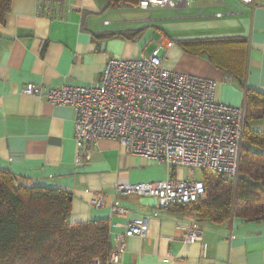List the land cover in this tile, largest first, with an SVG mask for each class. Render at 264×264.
I'll list each match as a JSON object with an SVG mask.
<instances>
[{
	"label": "crops",
	"instance_id": "crops-1",
	"mask_svg": "<svg viewBox=\"0 0 264 264\" xmlns=\"http://www.w3.org/2000/svg\"><path fill=\"white\" fill-rule=\"evenodd\" d=\"M108 2L11 1L0 20V167L71 192L70 220L108 219L112 247L130 219L148 216V235L128 237L116 264H264V219H201L192 206L160 208L154 196L116 192L118 182L156 181L176 171L184 175L185 168L169 171L105 137L93 146L89 161L76 163L74 108L23 92L30 81L45 88L95 82L109 58L149 54L168 38L175 44L166 48L167 67L211 78L218 100L245 104L247 87L264 91V0H191L147 9L129 3L108 7ZM133 9L146 16H130ZM224 36L248 40L244 86L207 54L189 52L178 42ZM254 120L259 123L251 120L253 128L264 129V117ZM95 191L105 194L100 207L91 203ZM115 201L129 209L127 215L112 211ZM194 223L202 239L186 241Z\"/></svg>",
	"mask_w": 264,
	"mask_h": 264
},
{
	"label": "built area",
	"instance_id": "built-area-1",
	"mask_svg": "<svg viewBox=\"0 0 264 264\" xmlns=\"http://www.w3.org/2000/svg\"><path fill=\"white\" fill-rule=\"evenodd\" d=\"M189 1L139 0L135 6L174 8ZM174 44L163 38L149 54L111 57L99 79L86 85L45 88L30 81L23 88L24 93L44 97L54 105L74 108L76 163L89 161L93 146L105 137L117 140L128 152L164 163L169 171L187 169V176L176 171L156 181L116 184V192L154 196L160 208L189 204L206 193L205 181L196 177L197 170L236 177L246 124L245 104L218 100L215 80L167 67L166 48ZM104 201L103 192L93 193L92 205L100 207ZM112 211L127 215L129 209L115 201ZM135 234L148 235V216L130 219L126 230L116 236L107 260L95 258L90 264L118 263L127 238ZM184 239H202L197 223L187 228Z\"/></svg>",
	"mask_w": 264,
	"mask_h": 264
},
{
	"label": "trees",
	"instance_id": "trees-1",
	"mask_svg": "<svg viewBox=\"0 0 264 264\" xmlns=\"http://www.w3.org/2000/svg\"><path fill=\"white\" fill-rule=\"evenodd\" d=\"M12 0H0V20ZM139 0H109L108 7ZM141 30H137L139 33ZM117 34V33H112ZM192 53H205L244 86L248 40L244 36L187 38L178 41ZM246 124L236 177L204 170L206 193L192 206L201 219L225 221L233 215L264 219V129L250 121L264 117V91L247 87ZM71 192L40 181H28L0 167V264H90L105 262L112 250L108 219L72 222Z\"/></svg>",
	"mask_w": 264,
	"mask_h": 264
},
{
	"label": "rangeland",
	"instance_id": "rangeland-1",
	"mask_svg": "<svg viewBox=\"0 0 264 264\" xmlns=\"http://www.w3.org/2000/svg\"><path fill=\"white\" fill-rule=\"evenodd\" d=\"M161 10H163V9H161ZM144 11H138V10H132L131 11V13L129 14L130 16H135V17H137V18H143V16H146V14L145 13H143ZM162 13V12H161ZM151 19H153V18H151ZM159 37H160V35L159 34H156L155 35V38L156 39H159ZM152 49L153 48H151L150 50H149V52L150 51H152ZM253 123H259V122H255V120L253 119ZM183 174L185 175V176H187L188 175V170L187 169H184V172H183ZM202 170H197L196 171V177L197 178H202Z\"/></svg>",
	"mask_w": 264,
	"mask_h": 264
}]
</instances>
